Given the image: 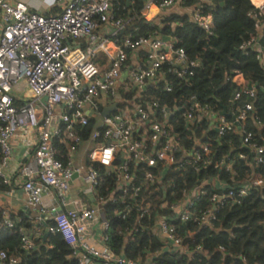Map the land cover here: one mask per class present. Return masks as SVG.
Masks as SVG:
<instances>
[{"label": "built area", "instance_id": "1", "mask_svg": "<svg viewBox=\"0 0 264 264\" xmlns=\"http://www.w3.org/2000/svg\"><path fill=\"white\" fill-rule=\"evenodd\" d=\"M121 1L127 7L141 3L140 14L152 26L160 25L176 7L188 9L193 22L208 36L213 34L212 15L201 6L210 5V0H196L191 7H186L190 0H67L55 14H41L20 0H0V181L13 184L7 170L13 142L19 139L25 149L17 176L23 181L27 206L37 212L34 221L39 225L53 216L46 232L61 235L76 264H159L158 252L147 250L143 257L130 259L112 249L103 211L107 205L121 206L116 213L122 219L133 211L135 219H157L150 232L165 242L161 252H186L167 219L212 227L220 209L241 203L256 187L264 189V179L251 174L236 186L217 177L189 181L178 199L162 200L159 210L170 215L157 213L150 201L136 200L142 191H159L165 185L175 196L169 177L185 179L190 170L200 174L213 167L236 179V161L260 165L264 145L245 129L257 90L237 71L226 78L236 87L220 109L195 95L169 106L148 92L160 82L162 93L183 87L200 63L188 59L171 37L164 41L156 31L142 36L127 32L128 19L114 10ZM250 1L264 20V0ZM153 13L162 16L154 20ZM259 40L253 38L241 49L255 51L264 66ZM100 55L106 62H100ZM165 63L176 68V84L165 79ZM113 105L115 110L106 116L104 111ZM88 125L91 130L84 139L76 129ZM212 132L214 138L209 136ZM229 135L240 139L253 157L240 152L230 138L228 152L218 156L212 144ZM56 142L65 144V161ZM93 165L114 181L106 195L98 192L103 175ZM75 183L79 197L72 198ZM44 189L54 193L59 212L43 205ZM205 197L209 205L200 209ZM7 231L19 235L24 254L43 241L42 234L33 236L23 220L2 210L0 235ZM0 264H23L22 256L1 249Z\"/></svg>", "mask_w": 264, "mask_h": 264}, {"label": "trees", "instance_id": "2", "mask_svg": "<svg viewBox=\"0 0 264 264\" xmlns=\"http://www.w3.org/2000/svg\"><path fill=\"white\" fill-rule=\"evenodd\" d=\"M196 3H198L196 0H190L186 3V7ZM210 3V5L202 4L201 6L204 13L208 12L212 15L214 28L211 36L194 23L189 15L167 14L162 17L160 25L152 26L140 14L141 3L127 7L126 2L121 1L115 5L114 10L117 16L128 19L126 20L127 32L142 36L156 31L162 36L171 37L177 48L185 50L188 59L199 61V67L192 70L193 77L188 84H183V87L175 86L172 93H162L163 82H160L157 84L158 88L148 90L163 104L181 105L183 100L195 95L199 101L209 102L220 109L221 105L229 103L236 87L226 81V78L232 76L234 71L240 73L246 82L254 84L257 90L256 97L252 100L254 112L249 115L245 129L253 135L254 141L264 145V66L258 61L255 51L244 52L241 49L244 43L256 37L260 38L259 43L264 47V20L250 0H210ZM259 30H261L260 33ZM175 70L171 63H165L162 66L165 79L176 84L173 76ZM254 121L263 128L255 125ZM90 130L91 127L88 125L83 129L77 128L76 132L85 139ZM209 136L214 138L215 134L212 132ZM229 138L232 139L231 143L236 148H241L240 152L253 157L250 149L242 148L240 139L230 135L212 144L218 156L228 152ZM56 147L61 152V160L65 161L63 158L66 151L65 144L60 145L56 142ZM262 160L258 166L236 161L235 171L238 174L236 179H232V175L225 171L218 173L213 167L205 169L200 174L190 170L185 179L169 177L176 186L173 189L175 196H170L172 190H168L165 185L159 191H142L136 200L139 203L150 201L157 213L170 215L167 211L159 210L162 200L178 199L180 190L185 188L189 181L217 177V180L226 185L236 186L250 174L264 179V155ZM93 167L103 175L98 192L106 195L108 193L106 189L114 181L104 176V170L101 167L98 165ZM6 187L0 181V188L6 189ZM199 205L200 209L207 208L208 197L203 198ZM120 207L107 205L103 211L109 222V244L115 252L126 258L143 257L148 250L159 253V264H264L263 188L256 187L241 203L220 209L217 219L212 222V227H201L193 222L182 223L175 219H167L176 227V232L182 239V245L187 249L186 252H161L165 242L150 232L157 219H135V211L122 219L116 213L119 212L117 209ZM24 224L26 228H31L30 223ZM127 232L132 233L130 237L125 236ZM19 243V235L12 231L0 235V250L20 253L23 264H76V261L70 258V247L59 234H48L46 241L38 242L36 250L29 254L20 252ZM219 247L224 250H219Z\"/></svg>", "mask_w": 264, "mask_h": 264}, {"label": "crops", "instance_id": "3", "mask_svg": "<svg viewBox=\"0 0 264 264\" xmlns=\"http://www.w3.org/2000/svg\"><path fill=\"white\" fill-rule=\"evenodd\" d=\"M23 3L27 4L31 9L38 11L41 14H55L58 13L67 0H58L56 3H52V0H20ZM262 2V0H259ZM171 14H183L189 15V10L181 7H176L169 11ZM169 14V13H168ZM162 14L153 13L152 16L155 17L154 20H157L159 16ZM105 57L101 55V63H104ZM106 62V59H105ZM25 148L22 147L19 139H16L13 142V156L12 160L9 164V169L7 170L8 174L12 176L13 184L10 187H6V189L0 188V212L2 210L7 211L12 218L21 219L23 222H27L31 224V228H28V232L34 235H43V241L45 242L48 233L47 225L51 223L53 220V216L48 217L47 224L39 225L34 219L37 217V212L32 211L26 203V195L22 188V179L17 176L18 167L20 165V157H22ZM78 183H75V187L71 189V197H79V188H77ZM43 205L46 209L52 210L55 209L57 212L61 210L54 193L51 190H43L42 194ZM50 219L52 220L50 222ZM47 234V237L44 238V235Z\"/></svg>", "mask_w": 264, "mask_h": 264}, {"label": "water", "instance_id": "4", "mask_svg": "<svg viewBox=\"0 0 264 264\" xmlns=\"http://www.w3.org/2000/svg\"><path fill=\"white\" fill-rule=\"evenodd\" d=\"M163 40L168 41V37L163 36ZM44 100H46V99H44ZM111 110H115V105H113L111 108L105 110L104 114L107 116ZM46 237H47V234L44 235V238H46Z\"/></svg>", "mask_w": 264, "mask_h": 264}, {"label": "rangeland", "instance_id": "5", "mask_svg": "<svg viewBox=\"0 0 264 264\" xmlns=\"http://www.w3.org/2000/svg\"><path fill=\"white\" fill-rule=\"evenodd\" d=\"M99 58L101 59V55L99 56ZM96 62V61H95Z\"/></svg>", "mask_w": 264, "mask_h": 264}]
</instances>
